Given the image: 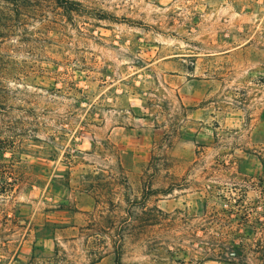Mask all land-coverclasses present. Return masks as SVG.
<instances>
[{
  "label": "rangeland",
  "instance_id": "1",
  "mask_svg": "<svg viewBox=\"0 0 264 264\" xmlns=\"http://www.w3.org/2000/svg\"><path fill=\"white\" fill-rule=\"evenodd\" d=\"M263 143L264 0H0V264H264Z\"/></svg>",
  "mask_w": 264,
  "mask_h": 264
},
{
  "label": "built area",
  "instance_id": "2",
  "mask_svg": "<svg viewBox=\"0 0 264 264\" xmlns=\"http://www.w3.org/2000/svg\"><path fill=\"white\" fill-rule=\"evenodd\" d=\"M258 148L259 149L257 150V153L260 155V164H261L260 165V177L254 178V179H252V182H249L247 184L245 183V185H244L248 189L249 188H252V189L256 188L255 193L257 194V197L253 198L252 201L248 202V205L245 202V198H244L245 195L244 196L242 195L241 198H239V196H238L237 197L238 200L235 198H232L233 202H235L237 200V203H236L237 209H233V208L228 209V212L230 213V215L232 214V211L235 210L234 213L238 216L239 222L241 220L244 221V219H245L244 216L249 213V210L254 205V202L260 203L261 200H263V202H264V143L259 145ZM249 203H252V206ZM230 206L233 207V205H231V204H230ZM261 216L263 217V220H264V206H263V209H262L259 217L262 218ZM259 217H257V218H259ZM263 220H261L259 223H262ZM231 232H233V234H235L238 237V234H239L238 228H235ZM223 242H224V240L222 241V243ZM195 244H198V242H195ZM223 249H224V252H223L224 255L221 257L222 259H225V260L234 259L237 257L234 255V252L238 251L239 244L235 243V242H231V241H225L223 244Z\"/></svg>",
  "mask_w": 264,
  "mask_h": 264
},
{
  "label": "trees",
  "instance_id": "3",
  "mask_svg": "<svg viewBox=\"0 0 264 264\" xmlns=\"http://www.w3.org/2000/svg\"><path fill=\"white\" fill-rule=\"evenodd\" d=\"M11 189L10 188H8V187H5V186H1L0 187V194H4V193H6V192H8V191H10ZM90 226V228L92 227L91 225L92 224H89ZM96 234H97V232H95V233H85V235H86V248H87V246H88V248H89V239H90V241H92V240H94V239H96L95 237H96ZM92 238V239H91ZM99 239V238H98ZM99 241V240H98ZM119 239H113V248H114V260H115V264H122L121 263V260H120V249H119ZM224 250V249H223ZM93 251H90V253H92ZM94 253V252H93ZM262 254H261V257L263 258L264 257V251H262L261 252ZM234 255L235 256H238L239 255V253H238V251H236V252H234ZM102 257V255L100 254V253H98V255H96V257H94V258H92L93 260H92V262H96V261H98L100 258Z\"/></svg>",
  "mask_w": 264,
  "mask_h": 264
}]
</instances>
